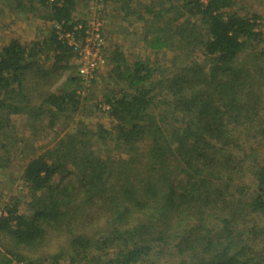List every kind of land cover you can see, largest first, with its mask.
I'll return each mask as SVG.
<instances>
[{
  "label": "trees",
  "instance_id": "16d2710c",
  "mask_svg": "<svg viewBox=\"0 0 264 264\" xmlns=\"http://www.w3.org/2000/svg\"><path fill=\"white\" fill-rule=\"evenodd\" d=\"M104 1L108 125L54 131L80 108L55 29L0 47V160L26 190L0 213V264H264V17L253 0ZM33 2L80 22L77 0L16 6ZM131 29L154 61L113 42ZM71 70L60 94L36 92Z\"/></svg>",
  "mask_w": 264,
  "mask_h": 264
},
{
  "label": "rangeland",
  "instance_id": "374dc122",
  "mask_svg": "<svg viewBox=\"0 0 264 264\" xmlns=\"http://www.w3.org/2000/svg\"><path fill=\"white\" fill-rule=\"evenodd\" d=\"M23 4L27 7H31L28 3V0H21ZM10 4H9V3ZM17 0H0V47L5 45L11 38H18L21 42H30L32 40L47 37L50 35L52 30V24L50 21L44 19L43 16H47L49 10L42 5L33 2L32 6L35 8L31 12H27L23 10L21 7L16 6ZM105 3V4H104ZM255 3V7L248 6L246 11H256L262 17H264V0H253ZM252 4V2L250 3ZM99 5V6H98ZM111 5L107 6L106 2L103 0H77L75 10L73 12V20L74 21H82L86 18L90 17L91 14L96 13L102 15V12L107 15L104 16L105 21V29L104 36H106V29L108 27L109 17L111 16ZM110 14V15H108ZM264 25V20L262 21ZM117 30V29H116ZM133 30H123L119 31L114 35L113 42L119 43L124 51V54L127 59L134 58H150V61H154L156 56L153 55L150 51H145L144 48L141 47V44L138 43L137 35L132 34ZM111 41L108 38L104 39V50L103 57L104 63L103 66L96 72L93 83L88 88L81 89L80 95V108L75 114L62 116L60 117L58 124L55 126V130L57 133H60L62 128L65 127V123H69L68 127H72L73 123L77 120L85 121L86 124L90 126L93 124H109L110 119L107 114V103L105 102V98L108 95L112 85L110 84V80L107 75V71L109 69L108 65V51L110 49L109 44ZM77 62V61H76ZM73 70L69 71V73H65L58 78L54 79L50 82H36L37 90L36 92H49L60 94L65 87V80L67 74L72 75ZM66 75V76H64ZM75 85H73L74 87ZM77 92V90H76ZM105 108V109H103ZM72 122V123H71ZM52 130H40L42 135V141H40L41 145L48 144L51 142L53 133ZM13 134L20 133L22 134V126L18 125L12 130ZM56 133V134H57ZM44 136V137H43ZM38 143V145L40 144ZM2 154V152L0 151ZM3 155V154H2ZM12 156V154L10 155ZM1 161V160H0ZM2 162V166H0V213L2 212L3 207L10 203L13 198H16L19 202H23L25 200V188L23 181L20 178V172L15 165L6 166L4 161ZM55 235H51L49 237H53ZM49 246L50 248H54L57 245L62 243V238H52L50 239ZM52 250V249H51ZM180 262L176 259H170L162 261V264H179Z\"/></svg>",
  "mask_w": 264,
  "mask_h": 264
},
{
  "label": "built area",
  "instance_id": "2783aa9c",
  "mask_svg": "<svg viewBox=\"0 0 264 264\" xmlns=\"http://www.w3.org/2000/svg\"><path fill=\"white\" fill-rule=\"evenodd\" d=\"M48 1L51 3L53 0ZM51 24L57 37L66 42L76 56L77 76L79 78V89L76 93L81 95L82 86L88 88L92 85L96 72L104 63V16L93 13L85 20L75 23L72 31L63 29L59 23L51 22ZM106 109H109L108 105ZM12 264L26 263L14 261Z\"/></svg>",
  "mask_w": 264,
  "mask_h": 264
}]
</instances>
